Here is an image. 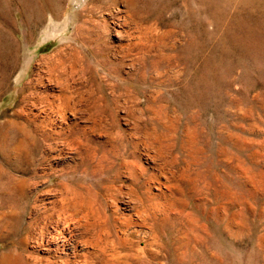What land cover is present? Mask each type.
Masks as SVG:
<instances>
[{"label":"rangeland","instance_id":"obj_1","mask_svg":"<svg viewBox=\"0 0 264 264\" xmlns=\"http://www.w3.org/2000/svg\"><path fill=\"white\" fill-rule=\"evenodd\" d=\"M65 259L264 264V0H0V264Z\"/></svg>","mask_w":264,"mask_h":264},{"label":"bare ground","instance_id":"obj_2","mask_svg":"<svg viewBox=\"0 0 264 264\" xmlns=\"http://www.w3.org/2000/svg\"><path fill=\"white\" fill-rule=\"evenodd\" d=\"M46 60H43V62H42L44 66L46 65L45 68H44V71H42V73L40 75H38V74L36 75V78H38L36 81H39V82L42 81L43 78H44L43 76H46V75L48 77L49 76H52V77L55 76V78L61 77L60 75L62 74L63 67L66 65V63H65V60L62 58V56L59 54V52L56 53L54 56H52V58H48V60L47 61ZM43 74H45V75H43ZM31 85H33V82H30L27 85V87L30 88ZM61 97H63V96L61 95ZM63 98H62V100H64L65 102H64V104L62 106L64 108L65 107L67 108V106H68L67 100L68 99H67V97H65V99H63ZM28 100H33V96H30V97L23 96L21 102L24 103V102H27ZM153 135L152 136L148 135L149 136L148 139L149 140L152 139L154 142L156 140V142H157L158 141L157 136L154 138ZM161 147L162 146L160 145V150L163 149ZM34 151H35L34 148L30 149L29 147H25V146L22 147L21 146L20 158L22 157V159L26 160L27 161L26 163L29 164L32 161L31 159H32V156L34 155ZM20 188H21V190L23 189L22 185H20ZM78 215H79L78 212L73 213V214H69L68 217L66 218V222H65L66 225L69 226V227L71 225L75 226L76 227V231L79 232V237L83 238L84 240L83 239L82 240L85 241L86 244H88V245L92 244V245L96 246L98 248V250H99V253H101L100 255H102V254H104L106 252L107 247L112 248L113 251H115V250L117 251L116 248H118V246H121L122 244H124L123 240L125 238H123V240H122V239L116 237V235L114 234L115 232L113 231V229L116 226L115 225H111L110 226V224L107 222V220H105L104 223H102L103 220L101 221V218L98 217L99 215L96 216L97 214H93V211L92 212H88V213H86V212L82 213V215H80L79 217H78ZM143 217H145V220L146 219H150L149 214L148 215L146 214ZM59 232H60V230H59ZM116 251L114 252L115 255H116ZM100 255H98V256H100ZM113 257H114V255L112 256V259L111 258L110 259L113 260ZM84 261H85V259H84ZM67 262H68V259H65L64 264H66ZM85 263L89 264V263H87V259H86Z\"/></svg>","mask_w":264,"mask_h":264}]
</instances>
